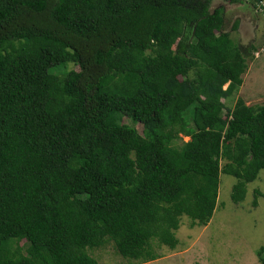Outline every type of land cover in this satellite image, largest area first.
<instances>
[{
    "label": "trees",
    "instance_id": "obj_1",
    "mask_svg": "<svg viewBox=\"0 0 264 264\" xmlns=\"http://www.w3.org/2000/svg\"><path fill=\"white\" fill-rule=\"evenodd\" d=\"M213 1L0 0V264L154 261L210 223L221 174L245 200L264 104L226 102L255 48Z\"/></svg>",
    "mask_w": 264,
    "mask_h": 264
},
{
    "label": "rangeland",
    "instance_id": "obj_2",
    "mask_svg": "<svg viewBox=\"0 0 264 264\" xmlns=\"http://www.w3.org/2000/svg\"><path fill=\"white\" fill-rule=\"evenodd\" d=\"M214 3L218 7V3ZM214 8L215 5L211 10ZM241 8L249 11L245 4ZM263 34L252 44L256 50L254 58L248 62L242 86L226 102L231 108L238 98H243L249 106L264 104ZM68 70H75L74 65L69 64ZM124 123L136 127L142 133V126L139 124H134L131 120H125ZM183 140L188 141L189 137H183ZM224 163L221 161L222 166ZM236 183V178L221 174L218 206L209 226L205 228L192 225L191 219L183 216L180 228L176 231L179 240L176 249L171 250L154 241L153 249L159 259L140 264H261L257 252L264 248V171L261 170L258 178L248 184L247 196L239 204L231 199ZM256 198L258 205L254 207ZM89 254L99 264H129L127 259L117 253L113 243L89 250Z\"/></svg>",
    "mask_w": 264,
    "mask_h": 264
},
{
    "label": "crops",
    "instance_id": "obj_3",
    "mask_svg": "<svg viewBox=\"0 0 264 264\" xmlns=\"http://www.w3.org/2000/svg\"><path fill=\"white\" fill-rule=\"evenodd\" d=\"M214 1L218 3V7ZM214 1L212 2V6L215 5L214 9H221L223 11L225 20L223 27L224 32L230 33L232 39L238 43L239 46H242V48L250 49L252 47L255 48V51L256 47L252 44L254 41L259 40L262 33H264V16L257 15L254 9L248 4L245 5L249 7V11L241 8L244 3H234L231 0ZM208 226L209 224L206 227ZM158 259L159 258L156 260Z\"/></svg>",
    "mask_w": 264,
    "mask_h": 264
},
{
    "label": "built area",
    "instance_id": "obj_4",
    "mask_svg": "<svg viewBox=\"0 0 264 264\" xmlns=\"http://www.w3.org/2000/svg\"><path fill=\"white\" fill-rule=\"evenodd\" d=\"M238 3L250 5L257 15L264 16V0H235ZM255 6V7H254Z\"/></svg>",
    "mask_w": 264,
    "mask_h": 264
}]
</instances>
